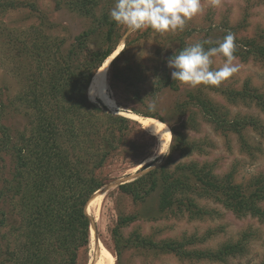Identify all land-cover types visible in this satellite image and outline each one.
I'll return each mask as SVG.
<instances>
[{"label": "trees", "instance_id": "obj_1", "mask_svg": "<svg viewBox=\"0 0 264 264\" xmlns=\"http://www.w3.org/2000/svg\"><path fill=\"white\" fill-rule=\"evenodd\" d=\"M53 1L57 12L65 10L89 21V27L71 42L50 33L56 25L39 8L38 0L0 2V14L23 11L29 15L26 19L38 21L25 30L3 34L10 57H16L23 88L12 100H3L0 86V161L6 163V158H10L0 173V264H80L81 254L88 252L90 243L92 221L88 204L108 182L102 170L125 146L124 132L132 123L128 117L110 113L101 100L92 101L89 96L95 75L124 37L121 27L110 18L115 0ZM127 46L126 43L111 61L108 74L111 81L127 84L141 100L145 80L141 74L135 76L141 66L127 63L125 69L119 67ZM187 46L190 45L181 43L171 56ZM216 46L218 41L204 45L205 49ZM234 57L264 66V33L235 41ZM171 71L167 62L162 68H155L156 90L180 89V82L172 79ZM243 86L240 90L226 88L220 92L230 105L254 104L264 113V95L249 83ZM191 106L197 107L218 132L237 135L243 151L256 149L248 140L250 130L264 142V122L256 116L233 114L229 105L220 106L201 91L189 93L182 109ZM148 115L145 117L166 123L160 116ZM13 117H21L23 126L14 125ZM169 128V158L153 169L152 165L146 166L137 179L120 185L121 194L139 206L156 193L159 213L192 220L213 214L201 207L197 198L212 200L238 217L264 219V174L247 184H235L233 176L219 178L198 163L179 164L171 171L174 154L185 158L196 150L186 134L173 126ZM144 218L139 210L119 217L111 231L117 260L126 248L132 247L211 262H227L247 251L246 232L236 242L203 251L187 248L191 240L158 242L141 235L138 229L129 237L124 236L125 228Z\"/></svg>", "mask_w": 264, "mask_h": 264}, {"label": "rangeland", "instance_id": "obj_2", "mask_svg": "<svg viewBox=\"0 0 264 264\" xmlns=\"http://www.w3.org/2000/svg\"><path fill=\"white\" fill-rule=\"evenodd\" d=\"M5 1L7 0H0L2 3ZM108 1L112 3L114 0ZM38 2L39 8L48 16L47 19L56 25L50 31L54 36L63 37L71 42L90 25L89 21L65 10L57 12L53 0H38ZM201 5V12L188 20L182 31H168L161 34L147 28L128 34L126 28L120 26L124 37L118 49L121 52L126 43L128 46L119 62V67L125 69L127 63L134 67L140 65L135 76L141 74L145 81L141 86L142 93L139 100L127 84L111 81L107 67L105 87L108 95L116 103L115 109L108 107V110L125 118L129 116L144 118L146 114H154L165 120L164 124L168 127L173 126L180 133L186 134L194 143L196 151L185 158L174 154L169 168L171 171H174L179 164L198 163L200 166H206L219 178L231 175L235 184H247L251 179L264 174V142L261 138L253 131H248V140L253 147L256 146V149L245 152L237 135L218 132L211 123L207 122L197 107L191 106L183 110L182 104L188 102L189 93L201 91L216 104L227 108L229 105L233 114L253 115L264 122V113L254 104L230 105L220 92L221 89L226 88L240 90L244 84L249 83L252 88L264 95V66L254 61L242 62L234 59L238 71L218 86L220 89L210 85L193 88L180 83V89L171 92L158 91L154 86V82H157L153 77L155 68L165 66L172 52L181 43L192 45L201 41L220 42L228 33H232L235 41L240 42L246 38H257L264 33V0H201ZM28 16L23 11L0 14V86L3 89V100H12L23 88L22 78L17 75L14 62L16 57H10L9 47L7 48L4 41L6 35L3 34L25 30L38 22L36 19H26ZM212 61L210 67L215 70L223 66L224 58L217 55L212 57ZM130 75H133V71ZM96 88L97 86L93 90L94 95L89 92L92 101L99 99ZM152 103L155 109L149 110L148 106ZM130 120L132 123L124 132L125 146L109 159L102 170L108 182L98 192L99 195L94 202L91 200L88 204L87 212L91 220L96 221L95 226L90 230L88 252L86 254L82 252L80 264H105L107 252L114 257L115 264H264V219L238 217L222 205L200 198H197L198 204L207 211H213L212 215L208 214L202 220H192L188 216L176 217L171 213L161 214L158 210L156 193L145 205L134 206L129 197L121 194L120 185L112 186L114 183L132 182L144 173L143 169L146 166L152 165L150 169H153L169 158L172 134L170 141L164 144L156 134H152L132 118ZM11 122L20 126L24 124L21 117H13ZM6 163H10L9 157L6 158ZM6 163L0 161V173H2L1 167ZM262 207L264 208V204ZM138 210L145 218L125 228V237H129L138 229L141 235L151 237L158 242L191 240L187 248L203 251L217 250L228 242H236L246 232L249 236L247 251L241 256L229 258L227 262H211L185 260L174 254H158L132 247L126 248L120 260H117V249L111 231L121 215L135 214Z\"/></svg>", "mask_w": 264, "mask_h": 264}, {"label": "clouds", "instance_id": "obj_3", "mask_svg": "<svg viewBox=\"0 0 264 264\" xmlns=\"http://www.w3.org/2000/svg\"><path fill=\"white\" fill-rule=\"evenodd\" d=\"M202 10L201 0H115L110 18L124 26L128 34L150 28L157 33L183 30L187 21ZM210 41L196 42L173 54L167 61L174 81L190 86H220L238 71L234 63L235 37L228 33L218 46L205 49ZM224 58L223 66L213 70L212 57ZM154 110V103L149 104ZM172 134V133H171Z\"/></svg>", "mask_w": 264, "mask_h": 264}, {"label": "bare ground", "instance_id": "obj_4", "mask_svg": "<svg viewBox=\"0 0 264 264\" xmlns=\"http://www.w3.org/2000/svg\"><path fill=\"white\" fill-rule=\"evenodd\" d=\"M120 51L119 49L116 50V52L103 64V66L100 68V70L97 72L95 75L93 82L90 86V94L94 95V87L97 86L96 88V93L99 99L104 102V104L109 107L110 109H115L116 108V103L114 102L113 98L108 95L107 88L105 87V71L107 67H109L111 61L119 55ZM108 71V70H107ZM91 99V97H90ZM128 118H132L135 121H138L145 129L149 130L156 134L160 142L166 143L167 141H170L171 138V131L167 125L164 123L158 121L157 119L153 118H146V117H136V116H129ZM99 193H96L92 200H94L98 197ZM93 233V232H92ZM102 249V248H101ZM104 251V250H103ZM107 251V250H106ZM102 255V254H101ZM105 264H115L114 257H112L108 252L107 256L105 257Z\"/></svg>", "mask_w": 264, "mask_h": 264}, {"label": "water", "instance_id": "obj_5", "mask_svg": "<svg viewBox=\"0 0 264 264\" xmlns=\"http://www.w3.org/2000/svg\"><path fill=\"white\" fill-rule=\"evenodd\" d=\"M107 60V59H106ZM106 62V61H105ZM100 100V99H99ZM122 184H125L124 182H119V183H114V185H112V186H117V185H122ZM101 190V189H100ZM90 217V216H89ZM92 219V218H91ZM92 221V220H91ZM96 221V220H95ZM95 221H94V219H93V221H92V225H91V227L93 228V226H95Z\"/></svg>", "mask_w": 264, "mask_h": 264}]
</instances>
